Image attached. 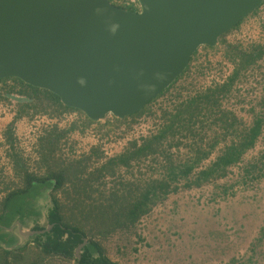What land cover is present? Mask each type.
Returning a JSON list of instances; mask_svg holds the SVG:
<instances>
[{"label":"water","instance_id":"water-1","mask_svg":"<svg viewBox=\"0 0 264 264\" xmlns=\"http://www.w3.org/2000/svg\"><path fill=\"white\" fill-rule=\"evenodd\" d=\"M0 0V80L16 77L98 121L142 111L263 0ZM17 221L24 239L49 232ZM26 228V229H24ZM88 239L75 250L78 260Z\"/></svg>","mask_w":264,"mask_h":264},{"label":"rangeland","instance_id":"rangeland-1","mask_svg":"<svg viewBox=\"0 0 264 264\" xmlns=\"http://www.w3.org/2000/svg\"><path fill=\"white\" fill-rule=\"evenodd\" d=\"M229 36H232L231 31L219 40L223 43ZM230 52L227 56L239 58L241 67L248 64L245 48H236ZM9 88L8 83H0L1 99H8ZM210 101L216 106L215 98L212 97ZM47 112L55 114L56 109L50 107ZM139 114L125 119L108 114L102 123L89 129L92 132L105 130V137L110 134V142L113 144L115 140L124 137L123 128L131 129ZM145 140L137 146H141ZM133 145L134 142L127 144L131 148ZM156 150V154L141 157L124 153L126 156L131 155L128 161H119V165L112 171L98 178V167L91 164L93 169L89 172L86 169L82 173L85 177L75 179L88 186L90 193L84 195V198L77 195L73 188L74 179L69 178L72 171L53 167L58 161L71 165L73 160L58 156L55 150L48 153L45 163L52 164L48 170L63 174L65 180L63 190L56 194L62 204L65 222L80 227L88 241L92 239L99 242L105 254L121 264H264V182L254 180L256 174H259L257 170L254 171L255 166L259 167L254 165L251 168L253 164L249 155H246L247 151L241 157L242 161H247L243 173L237 174L236 167L230 165L220 176L197 186L194 182L198 173L207 170L228 149ZM112 151L113 147L104 149L103 157H108L105 153ZM132 151L136 152L137 149L132 148ZM164 156L172 159L176 166L179 164L181 170L193 164L192 173L189 177L180 176L178 179L163 181L168 183V190L157 192L158 199L152 203L149 211L136 222H129L125 219V207L136 202L149 186L158 184L163 178L166 163ZM134 166L140 169L136 178L133 174ZM250 169L254 171L250 174L254 177L252 182H248L250 175L247 176V170ZM23 183L4 185L1 192L7 193L2 194L0 202L10 191L23 188ZM50 202L49 197L39 201L41 216L37 221L28 219L30 227L27 229H31L36 222L47 227L46 216ZM14 233L22 243L27 241L19 235L17 229ZM28 254L30 260H43V263L38 264H75L74 261L60 257H40L39 250L33 244L29 246Z\"/></svg>","mask_w":264,"mask_h":264},{"label":"built area","instance_id":"built-area-1","mask_svg":"<svg viewBox=\"0 0 264 264\" xmlns=\"http://www.w3.org/2000/svg\"><path fill=\"white\" fill-rule=\"evenodd\" d=\"M110 2L125 10H142L139 0ZM254 12L255 15L243 19L239 28L230 30L232 36L227 37L225 42L219 40L215 46H200L187 68L146 105L131 129L123 128V138L115 140L113 144L110 134L102 139L107 144L103 146L104 149H127L128 142L140 145L143 140L159 134L171 124L175 126L176 132L167 136L168 142L166 137L158 149H232L239 145L243 136L251 132L259 119L262 123L260 133L246 153L253 164L251 167H259L255 166L254 170L259 174H256L255 179L250 175L248 182L253 179L264 182V0ZM242 47L250 57L245 67H241L239 58L227 56L231 50ZM225 86H228L226 92L215 97L216 106L203 101L201 110L193 114L182 112L195 99ZM16 105L17 100L12 98L7 106H0V120L14 113ZM52 124L50 118L37 114L25 132L21 133L16 124L12 125V139H7V129L0 127V200L6 192H1L2 187L11 186L7 182L12 168L10 153H18L28 164L29 170L35 172L32 170L38 160L36 143ZM71 146V139L65 137L59 143L57 155L74 158L78 151L72 152ZM246 162L240 158L232 164L237 174L243 173ZM92 169L90 165L87 172ZM133 170L136 178L139 166L138 169L134 166ZM245 179L248 180L247 177ZM104 180L107 181L106 178Z\"/></svg>","mask_w":264,"mask_h":264},{"label":"trees","instance_id":"trees-1","mask_svg":"<svg viewBox=\"0 0 264 264\" xmlns=\"http://www.w3.org/2000/svg\"><path fill=\"white\" fill-rule=\"evenodd\" d=\"M243 21V20H242ZM241 21V22H242ZM238 23L235 27L239 26ZM234 27V28H235ZM248 56V55H247ZM250 59V57L248 56ZM8 80H13L19 86L10 87L8 93L17 91L19 95H24L28 98L36 100L34 107L36 110L48 111V107L54 105L57 107L56 111L76 110L64 105L60 98L53 92L34 87L16 77H10L0 80L4 83ZM228 86L215 91H210L208 94L203 95L193 102H191L182 111L184 113H195L202 109V102L210 103L211 98H215L217 94L226 92ZM1 95V93H0ZM1 99V98H0ZM82 112V111H81ZM140 113V112H138ZM136 113V114H138ZM134 114V115H136ZM262 123L257 119L251 132L242 137L238 146L228 149L222 156H220L215 163H213L207 170L201 171L196 177L195 185L199 186L203 182L210 181L215 177L226 172L228 167L236 163L242 155L250 148L260 133ZM166 128L159 134L147 139L141 146L135 145L132 148L137 149L136 152L132 148L128 149L126 154H131L135 157L146 156L151 153L157 152L156 149L163 143L167 137ZM129 152V153H128ZM156 154V153H155ZM130 155V156H131ZM130 156H122L118 161L123 163L128 161ZM166 157L163 178L158 184L151 185L137 198L136 202L130 203L126 208L125 219L129 222H136L142 215L146 214L153 202H155L156 194L160 190L167 191L169 188L168 183L163 182L169 179H178L180 176L189 177L193 171V164L187 165L182 170L179 164H176ZM131 159H133L131 157ZM130 159V160H131ZM252 168V167H251ZM251 169L247 170V175H250ZM55 171L49 172L47 176H36L30 173L25 174V185L23 188L10 191L4 200L0 202V264H38L43 263V260L33 261L30 260L29 246L35 245L40 252V257H60L65 260L74 261L75 264H121L112 261L106 254L100 243L90 239L82 251L80 260L75 255L76 248L83 243L86 238V233L78 226L71 225L65 222L62 212V204L56 196L58 190L62 189L64 184L63 174L56 173ZM47 192L45 197L51 198V205H48L47 224H53L52 229L44 234L34 235L26 242L22 243L17 234L10 230L11 227L20 221L23 227H27L28 219L33 218L35 221L40 217L41 209L39 204L41 191ZM44 196V195H43ZM42 196V198H43ZM42 208V207H41ZM34 230L44 229L38 222L33 226ZM27 257V261H26Z\"/></svg>","mask_w":264,"mask_h":264},{"label":"crops","instance_id":"crops-1","mask_svg":"<svg viewBox=\"0 0 264 264\" xmlns=\"http://www.w3.org/2000/svg\"><path fill=\"white\" fill-rule=\"evenodd\" d=\"M253 15H255V12L248 17H251ZM242 23L243 21L241 22V24ZM4 83H8L9 87L13 88V86H16V88L19 89L17 83H15L13 80H8ZM7 97L8 99H0V106H7L12 98H15L17 100L15 112L7 114L0 120V127L4 130L7 129V139L13 137V133L11 131L12 125L16 124L19 127L21 133L25 132L29 129L31 122L34 120L37 114L45 115L47 116V118H50L53 121L51 127L44 132V134L36 143L35 151L38 155V160L36 161L35 167L32 170L35 172H31V169L29 170L28 164L18 153H10L12 168L11 173L7 177V182L10 185L15 183L19 184L20 182H24L23 184L25 185L26 173H30L36 176H47L50 172L48 169L50 168V166H52V164L49 165L48 163H45V160H47L48 158L47 154L52 153V151L54 150L57 151L59 143L65 137H69L72 144L71 151H78V155L74 158H70L73 160V164L71 165H65L58 161L57 163L53 164V167H56L57 170H71L72 174L69 175V178L74 179L73 188L76 191L77 195H81V198H84V195L87 196L90 193V191L88 190V186L86 184L80 183V180L75 181V179L85 177V174L83 175L82 173L91 164L98 167V169L96 170L97 178L104 176L108 171H112L115 166L119 165L118 159H120L121 156H124L123 154L127 152L123 151V149H114V151H112L111 153H105L108 154V157H103V150L105 148L103 146L107 145L104 141H102V139L106 135L105 130H97L96 132H92L89 129L99 122L102 123L103 120L93 121L85 113L76 110H60L56 111L55 114L40 111L38 109L36 110V108L34 107V103L36 102V100L28 98L24 95H19L17 92H7ZM50 107L57 109V107H55L54 105L51 106V104ZM50 107H48V111ZM166 130V136L174 135V133L176 132V128L173 124L169 125ZM101 142L103 144H101ZM127 149H130V147H128ZM64 185L65 180L62 188H64ZM60 190H58L57 192H59ZM41 193L42 195L40 196L39 201L42 200L43 195V197L46 198L45 194H47V192L43 190L41 191ZM29 227L30 226H28L27 228Z\"/></svg>","mask_w":264,"mask_h":264},{"label":"flooded vegetation","instance_id":"flooded-vegetation-1","mask_svg":"<svg viewBox=\"0 0 264 264\" xmlns=\"http://www.w3.org/2000/svg\"><path fill=\"white\" fill-rule=\"evenodd\" d=\"M28 227V226H27ZM47 227H48V225H47ZM47 227H44V229H46ZM33 228V226L31 227V229ZM17 229V228H16ZM18 230V229H17ZM32 230H34V229H32ZM19 231V230H18ZM20 236H22L21 234H19ZM33 237V236H32ZM31 238V237H30ZM30 238H28V239H30ZM20 239V238H19Z\"/></svg>","mask_w":264,"mask_h":264}]
</instances>
